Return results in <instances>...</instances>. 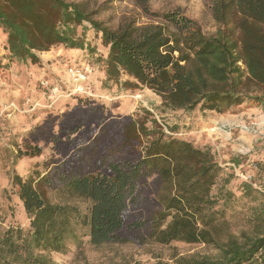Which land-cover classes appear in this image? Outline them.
I'll list each match as a JSON object with an SVG mask.
<instances>
[{
  "label": "trees",
  "instance_id": "16d2710c",
  "mask_svg": "<svg viewBox=\"0 0 264 264\" xmlns=\"http://www.w3.org/2000/svg\"><path fill=\"white\" fill-rule=\"evenodd\" d=\"M211 10L215 35L179 12L162 15L170 26L137 35L103 28L68 0H0L4 69L40 64L41 54L62 46L96 66L103 92L147 88L162 108L187 114L264 108V0H213ZM166 128L147 109L117 116L89 99L36 126L18 156H41L50 144L56 157L12 176L29 223L0 229V264H57L53 253L80 250L88 238L94 246L184 243L216 252L157 264H264L262 190L232 187V175L223 182L211 146ZM255 167L262 185L264 161ZM243 206L247 231L237 234L231 217Z\"/></svg>",
  "mask_w": 264,
  "mask_h": 264
},
{
  "label": "rangeland",
  "instance_id": "374dc122",
  "mask_svg": "<svg viewBox=\"0 0 264 264\" xmlns=\"http://www.w3.org/2000/svg\"><path fill=\"white\" fill-rule=\"evenodd\" d=\"M68 1L78 4L91 21L113 32L130 28L138 35L150 26L168 27L170 24L162 15L174 12L195 21L206 35H215L218 30L211 10L213 0ZM86 25L90 28L88 22ZM87 35L93 45L97 43L94 31L91 30ZM59 47L60 50L63 49L62 46ZM57 48L41 54L40 64L15 65L7 70L4 67L8 65L9 58L0 35V229L9 225L25 227L29 223L22 206L14 196L16 187L12 183V176L16 173L26 176L37 169L43 170V164L56 157L50 144H42V155L34 158L19 157V147H24L36 126L47 119L62 115L77 103L70 101V104L62 105L63 101H60L53 109L34 108L36 103L45 104L41 96V82L44 79L52 80L46 76L49 71L47 67L61 66L63 70L69 65L87 63L77 51H72L73 57L64 63L61 61L62 56L54 53ZM91 87L100 95L114 98L95 100L108 107L114 115L136 116L143 109H147L165 129L177 126L180 138L192 141L198 146H211L223 168V182L227 175H232V187L247 182L264 193V184L258 183L261 178L255 167L256 163L264 161L263 107L241 106L226 113L199 109L191 114L168 111L161 107V98L147 88L141 91H123L117 88L108 92L101 91L98 71L91 79ZM244 126H250L252 130L247 131ZM236 160L239 165H235ZM261 202L264 203V200ZM78 203L80 209L86 213L88 205L85 202ZM244 208L243 206L238 209L231 217L232 227L237 234L247 228L243 220ZM197 253L214 255L216 252L204 245L184 243H172L168 246L151 243H106L94 246L89 243L88 238L82 249L72 248L66 254L53 253L52 256L57 264H157L159 261L172 263L176 256Z\"/></svg>",
  "mask_w": 264,
  "mask_h": 264
},
{
  "label": "built area",
  "instance_id": "2783aa9c",
  "mask_svg": "<svg viewBox=\"0 0 264 264\" xmlns=\"http://www.w3.org/2000/svg\"><path fill=\"white\" fill-rule=\"evenodd\" d=\"M97 68L92 63L82 65H69L65 69L63 83H57L50 79L41 82V96L45 104L36 103L34 108L42 107L53 109L60 101H74L79 99L89 100H114L108 96L100 95L91 87V79L96 74ZM252 127L244 126V129L251 131Z\"/></svg>",
  "mask_w": 264,
  "mask_h": 264
},
{
  "label": "crops",
  "instance_id": "0c3cea01",
  "mask_svg": "<svg viewBox=\"0 0 264 264\" xmlns=\"http://www.w3.org/2000/svg\"><path fill=\"white\" fill-rule=\"evenodd\" d=\"M75 51V50H73ZM78 52V51H77ZM52 53V52H50ZM55 54H57V56H62L63 59H61L62 62L66 63L67 60H69L71 57H73L71 54L73 53L72 51L71 52H67V51H64V49L60 50V47H58L55 52ZM61 54V55H60ZM47 69L49 70L48 71V74H46V76H48V78H51L53 81L57 82V83H63L64 82V79H65V69L66 68H63L62 70V67L59 66V67H47ZM100 75V73H99ZM103 76L100 75V78H102ZM65 105V104H70V101H64L62 102V105ZM72 105V104H71Z\"/></svg>",
  "mask_w": 264,
  "mask_h": 264
}]
</instances>
